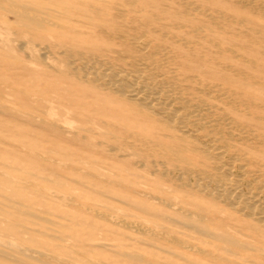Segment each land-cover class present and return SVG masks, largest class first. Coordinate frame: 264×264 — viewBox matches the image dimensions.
I'll return each mask as SVG.
<instances>
[{
  "label": "bare ground",
  "instance_id": "bare-ground-1",
  "mask_svg": "<svg viewBox=\"0 0 264 264\" xmlns=\"http://www.w3.org/2000/svg\"><path fill=\"white\" fill-rule=\"evenodd\" d=\"M198 3L0 0V43L13 50L16 39L12 36L26 38L16 44L21 50L27 43L40 42L36 58L43 76L37 79L43 82L38 84L41 100L36 101L39 107L32 115L2 104L0 110L11 118L26 117L37 123L49 137L102 154L111 166L171 164L180 174L163 172L161 178L178 180L188 193L219 200L233 212L223 214L222 209L217 212L187 199L175 201L161 188L138 189L134 190L137 196L172 210L174 217L151 214L159 222L153 228L140 225L135 233L205 264H264V196L251 191L253 186L260 190L264 183V115L255 104V94L248 92L253 76L246 67L261 64L236 54L242 50L247 55L253 45L233 36L232 15L221 17L204 0ZM32 48L35 52V46ZM232 55L241 59V66L225 63ZM55 56L63 57L61 64H54ZM5 67L14 70L21 65L15 61L0 66L1 70ZM13 79L18 85L16 75ZM47 80L59 85L50 86ZM5 86L0 83V93ZM16 96L34 101L28 90L18 91ZM216 97H220V105L209 103ZM46 141L42 146L52 145ZM57 143L54 151L42 148L45 155L42 152L39 159L1 150L0 154L38 162L42 169L56 165L55 158L70 156ZM22 144L32 149L31 140ZM121 151L133 153L119 154ZM80 157L75 164L84 162ZM15 163L0 158V166L5 167L0 169V264H23L27 258L49 256L39 249L35 238L40 231L28 224L36 200L28 197L26 188H35L40 200L46 197L42 190L49 198H58L43 185L27 182L25 176L32 174L27 175ZM148 174L155 176L156 171ZM120 175L121 181L128 178ZM56 184L60 187L61 183ZM13 195L16 201L10 199ZM130 253L118 255L133 264H144L140 255Z\"/></svg>",
  "mask_w": 264,
  "mask_h": 264
},
{
  "label": "rangeland",
  "instance_id": "rangeland-1",
  "mask_svg": "<svg viewBox=\"0 0 264 264\" xmlns=\"http://www.w3.org/2000/svg\"><path fill=\"white\" fill-rule=\"evenodd\" d=\"M187 1H193L200 5L198 2H202L203 0ZM204 1L207 2V4L205 3L207 8L209 6L212 7V9L217 10L216 12L219 16L222 15L221 17L228 18L232 15L234 17L233 29H231L233 36L236 39H248L249 43H251L250 46L253 45L251 49L248 50L247 55L242 50H238L236 54L239 57L242 56L247 58L249 62L257 61L258 64H261L254 69L251 67V64L249 66L247 64L246 67L249 73L251 72L250 74L253 76L252 83L249 82L247 86H251L248 92L252 91L251 93L255 94V99H257L255 104L261 106L259 111L264 115V0ZM223 10L225 12H223ZM243 16L245 21L242 20ZM7 18L15 22V18L12 15H7ZM12 38L16 39V43H14L12 47L14 51L3 43H0V66H5L7 62L12 63L17 61L21 67L14 68V70H10L7 67L2 70L0 68V83L6 85L4 90L0 93V104L16 109L17 111L21 109V111L32 115L36 111V108L39 107V103L37 102L41 100L40 86L38 84H43V82H40L39 80L37 82V79L41 80L43 76L36 54H38L42 45H40V42H35L33 44L27 43V47L25 45V47L20 50L16 44H18L19 40L25 41L26 38H24L25 40L22 38H16L15 36H12ZM34 46L35 52H33L34 48H32ZM30 48H32L31 50L33 54L30 52ZM252 52L254 53L252 54ZM256 55H258L259 58L262 57V59H259ZM238 56H229L231 59L226 60L225 63H233L234 65L236 62L238 67L241 66L242 61ZM55 60L54 64H61L63 57L55 56ZM238 61H240V63ZM252 69L253 71H251ZM47 71H49L48 75H53L51 70ZM14 75L18 78V85L16 86L13 83ZM45 82L50 86L59 85L55 83V80H47ZM24 90H28L34 101L27 99L28 102H26V96L23 97L24 101L17 98L16 93ZM217 95L218 94H214L213 96ZM219 100L220 97L211 98L209 103L220 105ZM26 103L27 106H25ZM240 110H243L244 113L247 111L244 107H240ZM251 123L256 122L251 119ZM94 137L95 140L99 139L97 136ZM28 139L31 140L32 149L22 144V142H25V140ZM0 141L1 153L2 151L15 152L18 155L22 154L24 156H31L32 159H39L45 153V151H42V148L45 147L46 150H48V148L53 149L54 145L56 146L55 143L60 142L61 145L59 150L63 151V148H66V153L68 152V155H70L67 156V158H55L57 161L55 163L56 165L44 166V168L40 169L38 162H35L34 164L21 162L20 160L18 161V159H20L19 157L15 158L13 155L9 156L8 154H0L1 159L9 160L13 163L16 162L15 164L19 169L23 170L27 175L32 174L31 177L25 176L27 182L35 181L36 183L43 185L48 192L54 191L56 193L55 195H57L56 197H58L57 200H55V198L53 199L52 196L49 198V195L42 190L44 193H42L43 196L45 195L46 197L42 196L44 200H40V198L34 193L35 188L34 190L26 188L28 197L32 200H36L33 203L32 208H30L33 217L29 218L31 220L28 221V224L32 225L31 227L29 225V227H33L38 232L40 231L35 238L38 240L39 249L46 254H49V256L33 259L27 258L23 260V264H133L128 261V259L119 256L118 254L120 252L138 254L143 258L144 264H196L197 262L194 260L198 259L185 255L181 250H171L169 246L163 245L162 243L161 245H159L160 243H152L145 237L138 236L137 233H135L137 227L140 225L153 228V223L156 220L151 214L174 217L172 210L159 206L157 202H151V200H145L142 197L137 196L134 193V190L138 189L152 190L153 188H161L163 191L167 192L170 197H175V199L172 198L175 201H184L183 199H187L186 201L196 203L208 209L212 208V210L217 212L222 209V212H220L223 214H230L233 212L231 208L225 206L221 201L219 203V200H215L202 194L193 195L192 193H188V188L185 189L181 186V182L178 180L170 181L161 178L160 173L163 172H172L176 177L180 174L181 170H174V167L171 164L159 162L155 168H128L126 164L120 165L119 163L114 164L115 166H111L109 163L104 162V156H102V154H98L94 151L93 153H90L84 147L69 145L54 137H49L37 123L28 121L26 117H22L21 120L20 117L19 119L11 118L1 110ZM44 141H50L52 145L49 146V144L46 143V146H42V144L45 145ZM252 143L254 145L256 141ZM68 146L69 148H67ZM125 153L131 154L133 152L121 151L119 154ZM79 156H81V161L84 162L75 164V160H79ZM134 159L136 158H131L133 161ZM93 162H97V165H93ZM123 166L128 170V173L127 171L125 172ZM235 167H237V165H235ZM0 169L3 171L5 170V167L0 166ZM165 169L166 171H164ZM154 170L156 171V174L151 177L148 173ZM120 174L128 175V178L124 179L126 182H124V180L121 181ZM125 175L124 177H126ZM56 182L61 183L60 187ZM115 185L120 187L117 188ZM209 187L212 188L213 186L209 185ZM256 187L257 186L252 187V193H261L260 196L263 197L264 183L262 184V190H259ZM242 190L246 191L247 189L243 186ZM10 199L14 201L15 199L17 200V197L13 195ZM158 222L159 221H156V223ZM132 230H134V232ZM89 242L91 244H89ZM139 242L142 244H139ZM97 247H99V249H97ZM119 247L123 248L119 249ZM87 248L90 250L92 249V252ZM116 248L118 250H116ZM51 254L57 258L62 257V259L59 258V260L55 261V259L50 257ZM85 257L89 260H87V258L85 259ZM199 263L205 264L200 261L197 264Z\"/></svg>",
  "mask_w": 264,
  "mask_h": 264
}]
</instances>
